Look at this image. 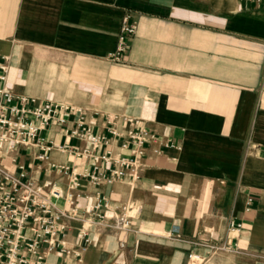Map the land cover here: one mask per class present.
<instances>
[{"label":"crops","instance_id":"1","mask_svg":"<svg viewBox=\"0 0 264 264\" xmlns=\"http://www.w3.org/2000/svg\"><path fill=\"white\" fill-rule=\"evenodd\" d=\"M126 15L136 33L112 61ZM3 58L14 95L82 110L109 139L101 153L132 158L137 149H123L112 128L148 136L138 179H83L74 192L81 214L104 197L107 220L126 212L132 229L90 226L85 245L83 221L70 220L71 256L47 264H193L190 255L264 264V0H0ZM78 118L42 134L46 159L39 147L5 149L0 164L18 175L17 156L29 178L67 191L63 168H91L74 154L90 144L66 134ZM232 222L243 226L231 231ZM216 245L229 249L213 253Z\"/></svg>","mask_w":264,"mask_h":264},{"label":"built area","instance_id":"2","mask_svg":"<svg viewBox=\"0 0 264 264\" xmlns=\"http://www.w3.org/2000/svg\"><path fill=\"white\" fill-rule=\"evenodd\" d=\"M129 20L128 15L123 19L116 50L110 55L112 61L121 60L136 33L135 24H130ZM8 75V59L3 58L0 61V153L5 149L8 152L39 147L43 151L39 159L44 160L51 146L42 134L53 125L68 124L70 118L78 116L77 129L70 132L66 129V134L90 144L85 149L75 148L74 154L90 162L91 168L84 173L63 168L65 173L69 172L71 179L68 190L64 191L55 183L36 182L29 178L26 166L19 162L17 156L10 158V168L16 169L18 175L0 164V264H47L48 257L55 253L71 256L72 251L68 247L70 220L83 221L85 228L81 237L85 245L91 242L90 226L103 225L114 233L131 230L132 221L126 212H117L110 221L107 220L103 213L107 208L104 197L87 206L81 214L74 192L83 179L96 187L112 185L125 178L138 179L140 166L137 153L143 154L139 150L148 141L146 131L130 130L123 134L111 129L113 138L124 140L123 149H128L132 142L135 144L137 149L132 151V158H114L111 150L101 153L102 147L109 145V139L92 133L82 110L69 104L39 106L34 98L17 97L8 86ZM110 164L113 167L108 169ZM60 201H64L69 209L60 207ZM242 226L232 222L230 230H240ZM228 249L225 245L212 246L213 253ZM189 259L193 264L204 261L196 255H190Z\"/></svg>","mask_w":264,"mask_h":264}]
</instances>
